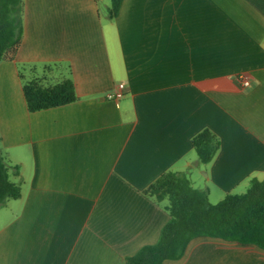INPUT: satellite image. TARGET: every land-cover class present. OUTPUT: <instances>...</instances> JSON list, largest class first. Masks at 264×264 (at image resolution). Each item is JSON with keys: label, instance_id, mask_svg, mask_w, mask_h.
Listing matches in <instances>:
<instances>
[{"label": "crops", "instance_id": "crops-1", "mask_svg": "<svg viewBox=\"0 0 264 264\" xmlns=\"http://www.w3.org/2000/svg\"><path fill=\"white\" fill-rule=\"evenodd\" d=\"M101 1L24 0L0 62V147L21 188L0 207V264H125L169 220L144 191L163 172L213 203L264 178V0H122L114 17ZM21 67L71 78L77 99L30 111ZM204 128L220 140L208 163ZM162 264H264V248L197 235Z\"/></svg>", "mask_w": 264, "mask_h": 264}, {"label": "trees", "instance_id": "trees-1", "mask_svg": "<svg viewBox=\"0 0 264 264\" xmlns=\"http://www.w3.org/2000/svg\"><path fill=\"white\" fill-rule=\"evenodd\" d=\"M122 0H111L109 15H117ZM24 0H0V62L16 58L22 37ZM23 91L30 111L65 104L77 99L71 78L45 85L37 77L24 81ZM201 163L210 162L220 140L204 128L192 138ZM145 193L157 202L166 201L169 220L155 243L141 246L126 258L125 264H162L167 258H179L190 240L210 235L255 243L264 248V178H251L244 192H227L211 202L205 189L195 187L185 172L169 170L151 182ZM20 185L10 178L0 147V207L20 196Z\"/></svg>", "mask_w": 264, "mask_h": 264}, {"label": "built area", "instance_id": "built-area-1", "mask_svg": "<svg viewBox=\"0 0 264 264\" xmlns=\"http://www.w3.org/2000/svg\"><path fill=\"white\" fill-rule=\"evenodd\" d=\"M245 85L249 84L248 76H239ZM125 83L119 82L114 88L106 93V97L110 99L118 100L124 93Z\"/></svg>", "mask_w": 264, "mask_h": 264}, {"label": "rangeland", "instance_id": "rangeland-1", "mask_svg": "<svg viewBox=\"0 0 264 264\" xmlns=\"http://www.w3.org/2000/svg\"><path fill=\"white\" fill-rule=\"evenodd\" d=\"M106 2V4H104ZM110 4H111V0H102L101 1V5H102V7H104L105 9H106V11L108 12L109 11V6H110ZM21 69H23L22 67H21ZM23 72L25 73V80L24 81H26V80H28V79H30V78H32L30 75H29V72L28 71H26L25 69H23ZM39 79H41V78H39ZM42 82L45 84V85H50V84H52V83H46L45 81H43V79H42ZM246 189L245 188H243V189H240V190H237V192H243V191H245Z\"/></svg>", "mask_w": 264, "mask_h": 264}]
</instances>
